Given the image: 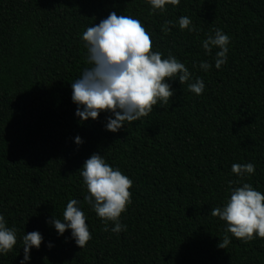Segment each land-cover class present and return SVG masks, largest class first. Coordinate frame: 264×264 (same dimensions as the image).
Masks as SVG:
<instances>
[{"label":"trees","instance_id":"obj_1","mask_svg":"<svg viewBox=\"0 0 264 264\" xmlns=\"http://www.w3.org/2000/svg\"><path fill=\"white\" fill-rule=\"evenodd\" d=\"M110 12L138 19L151 50L192 74L183 85L168 81L169 102L117 133L105 130L106 113L81 122L71 100V83L91 66L82 33ZM180 16L191 32L179 29ZM217 28L230 38L220 69L218 49L202 47ZM201 61L213 66L205 72ZM196 78L200 95L188 90ZM93 153L132 181L119 234L84 200L79 170ZM234 163H252L243 182L264 193V0H179L163 12L145 0H0V215L17 230L0 264H20L21 237L32 231L43 242L30 264H264V238L227 233L230 243L218 247L226 222L210 210L240 186ZM70 199L91 236L82 249L47 223L62 219Z\"/></svg>","mask_w":264,"mask_h":264},{"label":"clouds","instance_id":"obj_2","mask_svg":"<svg viewBox=\"0 0 264 264\" xmlns=\"http://www.w3.org/2000/svg\"><path fill=\"white\" fill-rule=\"evenodd\" d=\"M153 12H163L168 5H177L179 0H145ZM170 23V22H169ZM191 20L187 16L178 18L180 30L191 32ZM87 50L85 68L71 83V100L76 106L75 116L81 122L96 120L101 113L109 114L105 130L117 133L134 121L147 116L153 106L165 105L174 91L168 83L178 80L181 85L191 80L192 74L184 63L169 54L162 58L159 51H152L150 35L138 19L110 12L106 18L87 27L82 33ZM229 36L217 28L202 42L205 54L214 56V66L220 69L227 63ZM213 65L201 61L199 68L207 72ZM195 67V65H194ZM205 88L203 81L196 78L188 83V90L200 95ZM76 145L83 143L81 137L74 138ZM231 171L239 178L240 186L229 188V197L222 207L212 208L210 214L226 222L225 236L218 245L225 249L230 243L227 233L248 242L254 238H264V193L243 178L254 174L252 163H234ZM83 185L87 190L84 200L105 225V231L119 234L126 230L120 221L122 213L131 203V179L118 168L110 166L103 156L93 153L79 170ZM231 183V182H230ZM80 201L70 199L62 213V219L53 215L49 223L58 236L70 233L75 245L82 249L90 240L86 218ZM111 223V229L107 225ZM17 230L6 225L0 215V255H7L17 243ZM43 237L38 231L25 232L21 237L23 259L20 264H30L31 250L39 249ZM49 249L53 247L49 242Z\"/></svg>","mask_w":264,"mask_h":264}]
</instances>
